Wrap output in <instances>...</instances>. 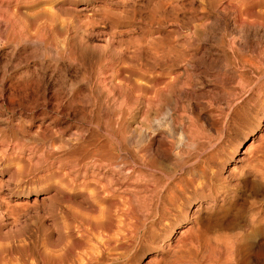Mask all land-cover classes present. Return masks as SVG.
Instances as JSON below:
<instances>
[{
    "label": "rangeland",
    "instance_id": "1",
    "mask_svg": "<svg viewBox=\"0 0 264 264\" xmlns=\"http://www.w3.org/2000/svg\"><path fill=\"white\" fill-rule=\"evenodd\" d=\"M246 1L0 0V264H264ZM95 154L131 188L100 195Z\"/></svg>",
    "mask_w": 264,
    "mask_h": 264
},
{
    "label": "bare ground",
    "instance_id": "2",
    "mask_svg": "<svg viewBox=\"0 0 264 264\" xmlns=\"http://www.w3.org/2000/svg\"><path fill=\"white\" fill-rule=\"evenodd\" d=\"M247 1H248V0H247ZM247 1H246V2H247ZM253 1H254V0H253ZM260 1H261V0H260ZM263 1H264V0H263ZM246 2H245V3H246ZM255 2H256V1H255ZM252 3H253V2H252ZM246 4H247V3H246ZM249 4L252 5V4L249 3V1H248V5H247V7L249 6ZM260 4H261V3H259V5H260ZM244 5H245V4H244ZM256 5H257V4H256ZM245 7H246V6H245ZM245 7H244V8H245ZM249 7H250V6H249ZM252 7H253V6H252ZM244 8H243V10H244ZM240 9H241V8H240ZM251 10H253V8H252ZM251 10H250V11H251ZM244 11H245V10H244ZM242 12H243V11H242ZM260 14H261V13H260ZM242 15H243V14H242ZM248 15H249V14H248ZM255 16H256V15H255ZM259 17H260V16H259ZM259 17H254L253 20H254L255 22H256V21L263 22V24H264V15H263V18H261V17L259 18ZM251 21H252V20H251ZM255 22H254V23H255ZM257 24H258V23H257ZM135 97H136V96H135ZM260 135H261V134H260ZM263 138H264V136H263ZM246 151H247V150H246ZM247 152H248V151H247ZM92 154H93V153H92ZM143 155H144V154H143ZM98 156H99V155H97V157H96V154H95V155L91 156V159H90V158H89V159H90V161L93 162V165H94V169H93V172H92V173L95 175V177L99 176V177H97L98 179L96 180V182H95L96 185H95L94 187H95L96 191H97L100 195L102 194V192L100 191V188H99L100 186H104V187H105V186H109L110 189L113 188V189H119V190L122 189V188H123V189L131 188L130 186H132L133 183H132V184H131V182L129 183V176H130V173L132 172V167H131V168H127V169L125 170L124 173H125L126 175H125L124 177L122 176L124 179L120 181L118 177L116 178V176L113 175V173H112V174H111V173H110V174H107V172L104 171V169H105L106 167H108V165H106V164H107L106 162H107L110 158H109V157H106V156H105L106 158H104V157H102L101 155H100V157L98 158ZM104 159H106V160H104ZM107 159H108V160H107ZM105 161H106V162H105ZM90 163H91V162H90ZM80 164H81V163H80ZM115 165H116V164H115ZM143 166H144V165H143ZM133 169H134V168H133ZM133 171H134V170H133ZM115 172H116V171H115ZM115 172H114V173H115ZM129 172H130V173H129ZM119 173H120V172H119ZM121 173H122V171H121ZM121 173H120V174H121ZM93 174H92V175H93ZM123 175H124V174H123ZM86 176H87V175H86ZM119 177H121V176H119ZM85 178H86V177H85ZM94 179H95V178H94ZM85 183H86V182H85ZM104 187H103V188H104ZM101 188H102V187H101ZM103 188H102V189H103ZM107 189H109V188H107ZM140 189H141V188H140ZM143 189H144V188H143ZM103 190H104V189H103ZM141 190H142V189H141ZM94 192H95V191H94ZM106 192H107V191H106ZM106 192H105V193H106ZM103 193H104V192H103ZM107 193H108V192H107ZM109 193H110V192H109ZM96 194H97V193H96ZM96 194H95V195H96ZM99 194H98V195H99ZM102 195H104V194H102ZM118 206H119V205H118ZM155 207H156V206H155ZM119 208H121V207H119ZM147 208H148V207H147ZM119 210H120V209H119ZM150 212H151V211H150ZM145 213H146V212H145ZM110 214H111V213H110ZM110 214H109V216H110ZM165 215H166V214H165ZM194 217H195V216H194ZM194 217H191L189 220H192ZM124 218H125V217H124ZM108 219H109V218H108ZM122 219H123V218H122ZM126 219H128V217H127ZM162 219H163V218H162ZM123 220H124V219H123ZM194 220H195V218H194ZM114 221H115V220H114ZM115 222H117V221H115ZM123 222H124V221H123ZM134 222H135V221H134ZM195 222H196V221H195ZM120 223H122V222L120 221ZM126 223H127V222H126ZM187 223H188V222H187ZM108 224H109V223H108ZM116 224H117V223H116ZM116 224H114V225H116ZM123 224H124V223H123ZM118 225H119V224H117V226H118ZM120 225L122 226V224H120ZM124 225H126V224H124ZM124 225H123V226H124ZM118 227H119V226H118ZM121 228H122V227H121ZM133 228H134V227H133ZM133 228H132V229H133ZM119 230H120V228H119ZM172 230H173V229H172ZM109 231H110V230H109ZM185 231H186V230H184V229H183V230H180V232L183 233V234H184ZM188 232H189V231H188ZM98 233H99V232H98ZM95 235H96V234H95ZM107 235H108V234H107ZM130 235H131V234H130ZM108 236H109V235H108ZM108 236H107V237H108ZM126 236H127V234H126ZM103 237L105 238L106 236H103V235H102V238H103ZM129 237H131V236H129ZM132 237H133V236H132ZM100 238H101V237H100ZM111 238H112V237H111ZM106 239H107V238H106ZM98 240H101V239H98ZM103 240H104V239H103ZM103 240H102V242H103ZM109 240H110V239H109ZM92 241H93V240H92ZM94 241H95V240H94ZM94 241H93V242H94ZM104 241H105V240H104ZM118 241H119V240H118ZM110 242H111V241H110ZM110 242H109L108 244H110ZM120 242H121V241H120ZM91 243H92V242H91ZM98 243H99V242H98ZM98 243H97V244H98ZM103 243H104V242H103ZM106 243H107V242L104 243V246H105ZM112 243H113V242H112ZM123 243H124V242H123ZM92 244H93V243H92ZM95 244H96V243H95ZM108 244H107V245H108ZM114 244L117 245L118 243H117V244L114 243ZM114 244H113V245H114ZM98 245H99V244H98ZM102 245H103V244H102ZM102 245H100V246L102 247ZM113 245H110L109 249H110V248L112 249L111 246H113ZM115 245H114V247H115ZM127 246H128V245H127ZM119 247H120V246H119ZM103 248H104V247H103ZM116 248H117V247H116ZM155 248H156V247H155ZM194 248H195V247H194ZM88 249H89V250H92V251L95 250V252H96V250H97V249H94V250H93V249L90 248V247H89ZM105 249H106V246H105ZM85 250H86V249H85ZM100 250H101V249H100ZM100 250H99V251H100ZM102 250H104V249H102ZM198 250H199V249H198ZM86 251H87V250H86ZM92 251H91V252H92ZM82 252H83V251H82ZM95 252H94V253H95ZM97 252H98V251H97ZM100 252H101V251H100ZM87 253H88V252H87ZM92 253H93V252H92ZM98 253H99V252H98ZM103 253H104V252H103ZM82 254H84L85 256H82ZM82 254L80 255V256L83 257V258L81 257V258H82V259H81L82 261L80 260L81 262L79 261L80 263H78V264H90V263H91V258H92V256L89 255L90 253H89L88 255H86V253L83 252ZM96 254H97V253H96ZM96 254H95V255H96ZM100 254H101V253H99L98 256H99ZM198 254H199V253H198ZM93 255H94V254H93ZM96 256H97V255H96ZM96 256H95V257H96ZM101 256H102V254H101ZM101 256H100V257H101ZM200 256H201V255H200ZM93 257H94V256H93ZM102 257H103V256H102ZM194 257H195V256H194ZM96 258H97V257H96ZM76 259H77V258H76ZM97 259H98V258H97ZM102 259H103V258H102ZM108 259H109V258H108ZM153 259H154V258H153ZM203 259H204V258H203ZM100 260H101V259H100ZM104 260H105V257H104L103 261H101V263H95V264H108V263H109V260L106 259V260H107L106 262H105ZM206 260H207V259H206ZM95 261H97V260H95ZM93 262H94V261H93ZM99 262H100V261H99ZM198 262H199V261H198ZM68 264H69V263H68ZM71 264H72V263H71ZM205 264H206V263H205Z\"/></svg>",
    "mask_w": 264,
    "mask_h": 264
}]
</instances>
